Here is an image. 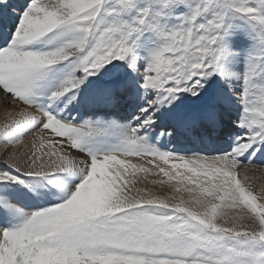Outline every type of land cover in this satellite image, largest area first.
<instances>
[{
    "label": "rangeland",
    "instance_id": "obj_1",
    "mask_svg": "<svg viewBox=\"0 0 264 264\" xmlns=\"http://www.w3.org/2000/svg\"><path fill=\"white\" fill-rule=\"evenodd\" d=\"M36 1L22 5L21 0H1L0 26L13 24L14 33L0 34V49L6 47L13 55V61L0 59V72L18 77L25 68L45 66V59L61 55L75 59L69 68L76 70L58 82L22 79L18 87L25 89L23 102L33 100L38 106L36 96L42 93L52 104L92 81L82 102L71 96L76 103L67 121H49L62 129L66 140L87 158L95 147L107 144L129 151H118L121 156L135 152L142 159L167 157L169 168H178L176 176L192 175L208 184L197 185L204 202L188 204L182 197L189 192L182 176L169 201L157 195L164 188L156 193L136 183L124 195L105 184L91 186L90 170L72 181L65 173H54L67 188L63 193L44 174H32L40 178L31 180L33 196L20 206L35 217L26 228L0 203V231L15 232L8 245L0 243V264H75L73 257L78 256L81 264H264L260 185L248 195L238 180L239 166L264 178L257 170H264V138L257 135V123L264 122V0H78L83 9L62 19L72 21L63 33L45 24L61 15L34 16L42 12L32 7ZM6 16L13 17L11 23ZM18 22H24L21 29ZM27 23L29 31L22 33ZM19 34L25 37L21 55L9 39ZM67 80L72 83L65 84ZM108 83L118 88L111 98L113 109L106 107ZM211 105L219 110L217 132L212 135L215 124L204 120L192 126V141L185 138V114L193 118L195 112L209 113ZM18 135L26 138L30 132L3 133L0 145L17 142ZM148 136L153 147L137 140L148 143ZM178 145L192 151L180 154L190 163L183 171L175 158ZM223 156L233 160L228 166L233 180L214 177ZM213 187L205 197L204 191ZM50 188L56 198H42L41 190ZM228 189L239 213L223 207L221 198ZM28 191L12 192L28 196ZM239 206L253 225L243 223ZM220 212L227 227L219 223ZM26 234L34 237L33 249L24 243Z\"/></svg>",
    "mask_w": 264,
    "mask_h": 264
},
{
    "label": "bare ground",
    "instance_id": "obj_2",
    "mask_svg": "<svg viewBox=\"0 0 264 264\" xmlns=\"http://www.w3.org/2000/svg\"><path fill=\"white\" fill-rule=\"evenodd\" d=\"M21 1L22 2H20V4L22 3L23 5L27 0H21ZM80 2L78 0H53L52 2H49V0H37L32 5V7L36 8L37 6H39L40 8L38 10L42 11L41 13L34 16L42 17L46 15L49 16L61 15L62 17L61 19L55 18L52 19L50 22L49 20L46 19L45 24L47 25L51 24V28L53 30L63 33L65 29L70 28L68 24H72V21L68 20L65 23H61L62 19H64L66 15L72 14L77 8L82 10L83 9L81 6L82 3ZM0 6H1V0H0ZM6 19L8 23H11L13 17L10 18L6 16ZM0 20H1V16H0ZM23 24L24 22H18L16 26L19 29H21L23 27ZM8 25L9 28L7 29H3L0 26V34L2 36H5L4 33H6L8 30L10 31V34L14 33L11 31V27L13 24H8ZM21 31L22 33L29 31L28 23ZM2 38L3 37H0V40ZM9 39L13 41L12 43L15 48H20L18 52L21 55L23 53L25 37L21 36L20 34L17 36L10 35ZM2 51H4L5 53H0V59L4 58L7 59L8 61H13V55L10 50H7L5 47L4 49H0V52ZM21 57L22 56H20L19 58L21 59ZM71 60L75 61V59H72L70 55H61L54 57L52 59H45L46 61L45 66L41 65L33 68L27 67L23 70L21 76L13 77V78H7L6 76H4L2 72H0V138L2 137L3 133L5 135L17 134L18 132H20V130L30 132L29 137L26 138H23L21 135H18L17 138L19 140L17 139L18 141L14 142L11 145H6V146L0 145V168H2L0 169V203H3L5 208H7L9 211H11L16 215L17 221L21 224V229L26 228L31 223L32 218L35 219L34 216L29 215V213L26 212V210L20 207V206L23 207L26 206L27 203L26 200H28L29 197L33 196V193H31L30 189L34 187V184L31 183V180L34 178H40V176H33L32 174H44L43 177L48 180H51L58 188V190L63 193L65 190H67V188L64 185L62 179L56 177L54 173L56 174L65 173L68 176V179L72 181L75 178L78 179L85 172L90 170L94 172L89 182V185L91 186L92 185L96 186V184H98V186L99 184L101 185L105 184L109 187H113V189H116L118 192H121L124 195H126L132 189V187L136 183H138L146 187L150 191L156 193L158 192L159 188H164V191L161 193L158 192L157 195L169 199V201H173L174 189L178 185L177 183L181 179V178L179 179V177L182 176V179H184V181L187 182V187L189 191L187 195L183 194L184 196H182L183 199H185V203L194 204L198 202H204L201 200L202 199L201 197L204 196V193L203 191H201L202 193H200V191L197 188V185L203 184V187H205L207 186L206 184L208 183L202 181L201 178H197L194 176L191 177L192 175L190 176L185 175V177H183L184 175H181L179 177L176 176L173 172L176 170L178 171V168L176 167H174L173 169L172 167L169 168L170 166L167 165L169 159H167V157H163L159 159L160 161L149 160L147 158L142 159L140 158L141 156L136 155L135 152H132V154L121 156L120 155L121 153H119L118 151L125 153H129V151L121 147L122 145H120L119 147L117 146L115 147L114 144H113L114 146L107 144V146H104L101 149H99L98 146L97 147L94 146L95 148L93 152H91V158H89L90 156L87 158L86 154H84L83 151L76 148L72 142L66 140L67 138H65L62 134V129L57 128L54 125L52 126L50 124L49 122L50 119L67 121V116L72 111L74 103H76L75 100L73 102L72 100L73 97L71 96H75V99L81 100L82 102V93L85 92L84 88L86 89L92 87V81H89L85 87L82 86L83 88L79 87L75 89L74 88L70 89L67 95H64L60 100L56 102L52 101L54 102L52 104L48 102V98L46 97V95H43L42 93L36 96L39 102L38 106L33 105L34 102L33 100H27L23 102L22 98L24 97L23 94L25 93V89H19L18 87V83L22 79H29V80L34 79V81L44 79L47 83H52L56 79L60 81L67 74L75 73L76 69L69 68V61ZM64 83L70 84L72 83V80L64 81ZM117 89L118 88H116L115 83H110V84L108 83L105 86V95L107 98L106 107L109 109L111 108L113 109L114 107L111 98L114 95V93H117ZM217 108L216 106L211 105L208 109L209 113H206L205 111L203 115H196V114H201L204 111L200 113L195 112L193 114V118H190L192 114H187V115L185 114L181 126V130L185 134L184 137L192 141L193 139L189 138L191 137L190 136L191 128L197 127L199 125L198 122L200 123V121H204V120L207 123L215 124L214 129L211 130L212 131L211 134L214 135L218 129ZM186 117H188L189 119L188 118L186 119ZM179 120H180V116H179ZM257 126H259L257 128L260 129L259 131H257L258 137L264 138V128L262 129V127H264V122L261 124L259 123V125L257 123ZM209 129L210 127H208V130ZM216 135H218V133ZM125 138L126 137H124V139ZM128 139L131 138L129 137L126 138V140ZM137 140L143 141L149 147H153L151 146L150 136H148L146 140L148 141V143H146L144 139L137 138ZM152 140L155 141V139ZM209 140L210 138L208 139L203 138V141L209 142ZM156 142L161 146L164 145L159 141ZM4 143L5 141H3V143L1 144ZM195 143L197 146L199 145L198 142L195 141ZM152 145H156V144L152 143ZM178 148L179 150L177 151L175 150L176 147H174L175 152L178 154V156L175 158L176 160H178L177 164L179 165L177 166H179L180 169L179 171H183L181 169H183V167L186 166V164H190V163L188 162V159L180 157L181 156L180 154L182 153L186 155L188 152L191 153L192 151L191 150L188 151L186 148H183L182 146H179ZM197 153H199V151ZM153 163H155V166L153 165ZM218 163H219V167L216 168L215 166L216 171L214 177L220 180H225V179L233 180L232 172L228 168V166H230L233 163V160L227 156H223L218 159ZM158 165L160 166V168H157ZM236 166L238 165H235V167ZM221 167L224 168L221 169ZM257 170L259 172L264 173V170H260V169ZM239 172L241 174L238 180L242 184L244 193L249 195L250 194L249 189L254 188L255 190V188L257 189L259 184L260 196L261 198L264 199V178L262 177V175L260 174L256 175L253 169L245 166L243 167L239 166ZM52 173L55 175V177H52L50 175ZM88 173L91 172L88 171ZM230 173H231V177L229 176ZM121 174H124L129 178L125 179L122 177ZM182 174H186V173H182ZM61 175L60 177H62ZM89 175L91 174H88V176ZM19 189L29 190L28 196L23 194H19L18 196L14 195L13 192L16 193ZM54 189L56 191V188ZM213 189L214 187L205 190L204 191L205 197H206V193L207 194L212 193ZM40 195L42 198L46 197L49 200H54L56 198V194L51 188L47 190H41ZM175 197L177 198L179 196L176 195ZM191 197H192V201H190ZM130 198L134 200L133 197ZM234 198L236 197L233 194V190L228 189V192H226L225 197L221 198L226 202L223 204V207L224 209H226V204H227L229 207L232 206L231 210L235 211V213H239L237 212V207L235 205H232ZM132 205H136V204H132ZM239 208L241 211L240 215L243 219V223L246 224L247 222H249L250 224L253 225L255 222L250 216V214L247 213L246 210L243 211L241 206H239ZM0 220H2L1 217ZM218 220L220 224L227 227L228 223L223 222L221 212L219 214ZM236 220L240 221L238 217L236 218ZM10 223L13 226L15 225V221H11ZM235 231L236 230H234V232ZM14 235L15 232L0 231V243L3 242V244L5 243V245H8L11 242V237H13ZM33 240L34 237L30 236L29 234H26L24 238V243L28 249H33L31 246ZM1 248L2 247H0V249ZM73 258L75 264H81L78 261L79 256ZM52 264H60V263L54 262Z\"/></svg>",
    "mask_w": 264,
    "mask_h": 264
}]
</instances>
